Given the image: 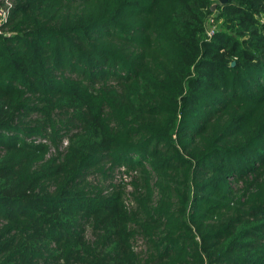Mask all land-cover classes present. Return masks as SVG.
Listing matches in <instances>:
<instances>
[{
	"label": "trees",
	"instance_id": "1",
	"mask_svg": "<svg viewBox=\"0 0 264 264\" xmlns=\"http://www.w3.org/2000/svg\"><path fill=\"white\" fill-rule=\"evenodd\" d=\"M10 1L0 264H264V0Z\"/></svg>",
	"mask_w": 264,
	"mask_h": 264
},
{
	"label": "built area",
	"instance_id": "2",
	"mask_svg": "<svg viewBox=\"0 0 264 264\" xmlns=\"http://www.w3.org/2000/svg\"><path fill=\"white\" fill-rule=\"evenodd\" d=\"M4 4L0 6V24L2 22H6L9 14H10V9L12 6V3L10 0H3Z\"/></svg>",
	"mask_w": 264,
	"mask_h": 264
},
{
	"label": "rangeland",
	"instance_id": "3",
	"mask_svg": "<svg viewBox=\"0 0 264 264\" xmlns=\"http://www.w3.org/2000/svg\"><path fill=\"white\" fill-rule=\"evenodd\" d=\"M119 175V174H118ZM88 235H90V230L88 231ZM142 244H141V241H139V243L137 244V249H142Z\"/></svg>",
	"mask_w": 264,
	"mask_h": 264
},
{
	"label": "water",
	"instance_id": "4",
	"mask_svg": "<svg viewBox=\"0 0 264 264\" xmlns=\"http://www.w3.org/2000/svg\"><path fill=\"white\" fill-rule=\"evenodd\" d=\"M221 3H225L227 0H219ZM216 7V4H213L212 5V9H214ZM233 64H234V62H233Z\"/></svg>",
	"mask_w": 264,
	"mask_h": 264
}]
</instances>
